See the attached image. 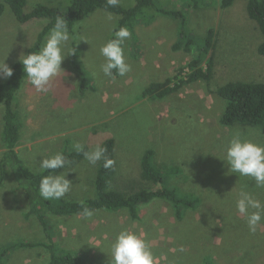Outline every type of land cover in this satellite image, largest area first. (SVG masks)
I'll list each match as a JSON object with an SVG mask.
<instances>
[{
    "label": "rangeland",
    "instance_id": "obj_1",
    "mask_svg": "<svg viewBox=\"0 0 264 264\" xmlns=\"http://www.w3.org/2000/svg\"><path fill=\"white\" fill-rule=\"evenodd\" d=\"M142 1L147 5L132 15L130 25L126 26L132 35L125 41L124 55L131 70L123 78L115 75V70L114 79L100 71L104 62L100 48L115 38L123 16L97 9L72 27L76 29L77 40L67 46L80 49V64L76 65L88 72L83 74L85 83L71 55L63 61L64 72L52 80L48 93L37 92L27 78L24 80L12 101L13 105L19 104L22 123L19 157L9 156V161L3 157L2 144L3 116L8 103H0V166L5 170L2 173L5 181L0 186V249L19 238L47 241L42 215L49 222L48 228L55 231L60 245L85 254L94 264H111L110 244L123 229L142 235L149 242L155 264H207L209 258L214 264H264V220L252 234L246 216L236 209L241 190L264 203V188L257 187L251 177L231 173L222 160L228 142L236 134L264 146L262 127L224 126L221 119L226 101L219 94L220 87L240 81L264 82V56L258 53L264 36L248 14V0H236L224 8L222 0ZM40 2L64 6L69 0H28L27 10ZM120 3L129 9L138 0ZM44 21L33 19L20 23L6 5L0 17V62L6 60L12 68L21 52L26 53L36 42ZM144 25L149 28L145 29ZM211 28L216 31L211 51L212 77L185 84L167 96L153 100L146 96L149 85L144 76L153 73L158 80L161 71L171 69L162 63L156 74L148 61L149 53H145L148 48L162 49V60L166 62L172 55L167 45L170 39L187 42L195 37L191 44L194 55ZM130 45L147 46L143 52V58L148 61L146 66L126 56ZM204 66L207 68V61ZM187 73L190 74L189 68L184 70ZM130 74L131 84L120 85L119 78L125 79ZM7 79L0 77V82ZM110 79L113 86L110 95L105 96L103 88ZM110 136L116 142L117 162L111 188L125 189L131 186L130 180L143 183L141 160L146 151L154 150L157 166L180 169L177 175L169 172V185L173 187L176 183L183 190L194 192L183 191V196L179 194L181 197L187 193L200 196L198 208L183 212L181 220H177L170 203L161 200L143 205L138 220L132 219L127 210L121 216L119 211L99 209L90 218L80 214L54 215L42 204L33 210L36 198L41 196L29 175L41 173V159L59 151L71 153L76 142L88 146L90 151ZM99 165L100 161L93 165L84 157L77 164L68 163L65 168L56 169L51 175H67L71 191L64 198L80 201L97 196L95 181ZM26 169L29 174H25ZM181 246L184 251H180ZM166 248L168 251L163 255ZM60 249L56 245L54 251L60 252ZM15 250L9 260L5 256L4 264L50 261V254L43 247Z\"/></svg>",
    "mask_w": 264,
    "mask_h": 264
},
{
    "label": "trees",
    "instance_id": "obj_2",
    "mask_svg": "<svg viewBox=\"0 0 264 264\" xmlns=\"http://www.w3.org/2000/svg\"><path fill=\"white\" fill-rule=\"evenodd\" d=\"M45 1V0H41ZM236 0H222L221 7L232 6ZM116 7H110L107 4V0H69V2L62 6L57 3L40 2L37 3L32 10H27L28 0H1L0 1V17L6 10L8 5L16 20L20 23H26L33 19H44V26L38 34L36 42L29 47L26 53L31 51H38L44 44L45 39L54 26L57 17H63L69 24V29L75 26L78 21H81L88 17L91 13L97 9H104L109 12L118 13L123 16L120 18L119 27L129 26L128 21L138 13L139 10L145 7L146 1L138 0V3L127 9L121 5ZM147 5V4H146ZM196 5H199L196 3ZM248 14L251 19L255 20L261 33L264 36V0H248L247 4ZM167 13V11H164ZM148 23V22H147ZM119 29V28H118ZM216 31L211 28L208 32V36L202 45L198 47L197 53L193 55L191 61L180 67L178 74L174 77L168 78L164 82L152 83L147 87L146 96L157 98L167 96L185 84L196 82L197 80H208L212 77V58L211 51L214 47V37ZM187 42L178 41L174 47L175 49L185 48L186 51L191 52V44L195 42V37H190ZM74 48L75 54L71 55L72 62L75 63V68L81 72L84 77V83L86 70L81 68V65H76L79 62L80 49L76 46ZM258 53L264 56V41L258 47ZM207 61L208 66L205 68L204 62ZM80 64V62H79ZM12 68L14 70L13 75L4 82H0V103L6 101L7 109L3 116V132H2V144L4 147L3 157L9 161V156L18 158L15 148L20 143L22 123L19 121L18 105H13L12 101L15 100V94L17 90L22 86V81L26 76L23 65L17 60L13 63ZM186 68L190 69V74H184ZM186 77V78H185ZM174 83V85H173ZM93 87V86H92ZM94 88V87H93ZM159 92L157 95L155 93ZM219 94L226 101V107L221 117L222 124L224 126L241 125L244 127H262L264 132V82L256 81H240L229 83L219 88ZM115 139H106L101 146L107 148L106 155L115 160V164L112 168L105 169L103 167V161H100L97 177L95 181V188L97 189V196L86 198L84 200L75 201L68 200L67 198L61 200H45L41 197H37L33 210L36 211L40 204L42 206H48L49 211L54 215H77L82 213L83 206L81 201L84 202V206L92 209L93 211L99 209L119 211L120 215H125V212L129 213L131 218L138 220L140 218L139 213L143 205H150L151 203L161 200L167 201L172 206L177 220H181L183 212L185 213L189 209H197L201 204L200 196L193 195L192 191H185L183 188L176 184L171 187L169 185L170 173L173 175L179 174L181 171L178 167L173 166L169 170V167L157 166L154 162L155 154L154 150H148L143 155L141 160V178L143 183L137 180H130L131 186H126L125 189L111 188L114 176L117 171V162L114 155L115 152ZM85 151H89V147H84ZM70 164H77L84 158L82 153L73 151L71 153H64ZM2 161V158L0 159ZM56 170V169H55ZM55 170H48L38 174L30 173V180L34 186V189L39 190L40 179L43 175H51ZM169 170V171H168ZM25 174H29V170L26 169ZM170 172V173H169ZM0 186L4 183L5 178L2 173H5L4 166H0ZM129 187V188H128ZM128 188V189H127ZM184 192L187 196L181 197ZM30 194L27 200L30 201ZM180 194V195H179ZM196 194V193H195ZM183 196V195H182ZM65 199V200H64ZM127 210V211H125ZM29 212V211H28ZM28 212H26L28 214ZM33 212V211H32ZM30 215V214H29ZM42 221L46 225L43 229L44 235L48 239L47 241L30 242L26 239L19 238L15 241L7 243V245L0 249V264H4V258L8 255V260L11 253L16 251L15 249L25 248H38L43 247L50 254V261L47 263L44 259L41 264H94L93 259L87 258L85 254H80L75 250H70L60 245L55 238L53 230L49 229L48 220H44L41 215ZM142 221H146L145 219ZM146 227V226H142ZM97 229V228H96ZM52 241V242H51ZM53 243V244H52ZM58 245L59 251H54V248ZM167 248L162 251L163 255H166ZM207 264H214L212 259L209 258Z\"/></svg>",
    "mask_w": 264,
    "mask_h": 264
},
{
    "label": "clouds",
    "instance_id": "obj_3",
    "mask_svg": "<svg viewBox=\"0 0 264 264\" xmlns=\"http://www.w3.org/2000/svg\"><path fill=\"white\" fill-rule=\"evenodd\" d=\"M107 4L110 7H116L119 5V0H107ZM108 19H112L111 14ZM75 32V28L69 29V24L63 17H57L45 43L38 51L21 52L19 62L23 65L27 76L22 84L27 78L37 92L48 93L52 80L64 72L62 63L65 58L75 54L74 48L67 47L70 41L77 40ZM131 35L129 28L119 27L114 33L115 38L109 39L101 46L100 54L104 57V62L100 65V71L104 76L114 79L115 75L123 77L131 70V66L126 63L123 49L125 41ZM5 61L0 62V77L10 78L14 70ZM113 70H115V75ZM73 147L93 165L103 161V167L108 169L115 164V160L106 155L107 148L100 144L90 151H85L84 145L80 142H76ZM222 160L226 161L231 173H236L240 177H251L257 187L264 188V146L243 139L236 134L228 142L226 154ZM68 163L67 156L63 151H59L50 157L41 159L39 169L45 172L65 168ZM66 176L65 174L43 175L39 183L40 196L45 200L63 198L71 191V181ZM80 203L83 206L80 215L85 218L92 217L93 210L84 206L83 201ZM236 209L246 216L248 230L255 234L260 222L264 220V203L254 198L251 193L241 190L236 201ZM180 251H184L182 246ZM110 257L111 264H155V256L149 242L142 235L128 229L119 231L114 241L111 242Z\"/></svg>",
    "mask_w": 264,
    "mask_h": 264
},
{
    "label": "crops",
    "instance_id": "obj_4",
    "mask_svg": "<svg viewBox=\"0 0 264 264\" xmlns=\"http://www.w3.org/2000/svg\"><path fill=\"white\" fill-rule=\"evenodd\" d=\"M149 25V24H148ZM147 25H144V28L147 29L149 27H145ZM181 39H178L176 41V39H170V41L167 42V45H168V49H169V52L172 54L166 62H164L162 60V53H163V50L162 49H159L157 47V49H155V51H152L148 48V50L145 52V53H149V59L148 61L150 62V65L151 67L153 68V71L157 74V71L160 72L161 70V66H162V63H164L165 65H167V69L168 67H170L171 69L167 72H164V71H161L160 72V79L156 80L154 78V74L153 73H148L146 76H144V81L148 84V85H151L152 83H160V82H164L166 81L168 78H171V77H174L175 75H177V70L184 66L186 63H188L189 61L192 60L193 58V52H188L185 50V48H182V49H175L174 45L180 41ZM132 41V40H131ZM165 42V41H163ZM126 46V43H124L123 45V49L124 47ZM161 46V45H159ZM147 49V46L144 45L143 47H134V46H131L130 45V48H129V52L128 54H126V56H129L130 55V59L132 61H136V62H139L141 64V66H146L148 64V61L143 58V52ZM180 54H183L184 56H180ZM136 58V59H135ZM166 69V70H167ZM132 74H130L127 78L125 79H122V78H119V84H131L133 78L131 76ZM120 79L124 80L123 82L120 81ZM113 86V83H112V79L108 80L107 81V84L105 85V87L103 88V91H104V94L105 96H109L110 95V88ZM151 100L155 99L153 97H149ZM112 137V136H110ZM108 137V138H110ZM108 138H105L103 139L102 143L108 139ZM91 141V139H90ZM100 141V142H101ZM95 144V142H93ZM102 143L100 145H102ZM20 146L16 147V151L17 149L19 148Z\"/></svg>",
    "mask_w": 264,
    "mask_h": 264
},
{
    "label": "bare ground",
    "instance_id": "obj_5",
    "mask_svg": "<svg viewBox=\"0 0 264 264\" xmlns=\"http://www.w3.org/2000/svg\"><path fill=\"white\" fill-rule=\"evenodd\" d=\"M185 78H186V77H185ZM202 80H203V79H202ZM197 81H199V80H197ZM148 97H149V95H148ZM16 154H18L17 151H16Z\"/></svg>",
    "mask_w": 264,
    "mask_h": 264
}]
</instances>
